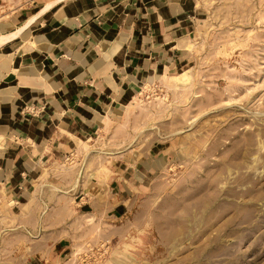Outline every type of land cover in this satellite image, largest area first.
<instances>
[{"label": "rangeland", "instance_id": "374dc122", "mask_svg": "<svg viewBox=\"0 0 264 264\" xmlns=\"http://www.w3.org/2000/svg\"><path fill=\"white\" fill-rule=\"evenodd\" d=\"M196 3L176 61L56 163L48 183L94 178L124 209L63 264H264V0Z\"/></svg>", "mask_w": 264, "mask_h": 264}, {"label": "crops", "instance_id": "0c3cea01", "mask_svg": "<svg viewBox=\"0 0 264 264\" xmlns=\"http://www.w3.org/2000/svg\"><path fill=\"white\" fill-rule=\"evenodd\" d=\"M31 2L0 20L8 34L33 18L0 45V255L3 264H63L80 228L120 220L124 209L113 200L120 191L103 192L94 178L76 189L48 183L64 176L56 163L79 154L176 61L198 7L196 0Z\"/></svg>", "mask_w": 264, "mask_h": 264}, {"label": "bare ground", "instance_id": "6f19581e", "mask_svg": "<svg viewBox=\"0 0 264 264\" xmlns=\"http://www.w3.org/2000/svg\"><path fill=\"white\" fill-rule=\"evenodd\" d=\"M49 5H45L42 9H41V11H43L44 9H46L47 7H48ZM33 20V18H29L27 21H25L24 22V24H22L20 27H18L15 31H13V32H10V33H8V34H1L0 33V45H3L4 43H6L7 41H10V40H12L14 37H16V36H19V35H21V32H23L27 27H28V25H29V23L31 22ZM183 74H185V72L184 73H182V74H180V75H183ZM187 75V74H186ZM184 77V76H183ZM176 78V77H175ZM180 78V77H179ZM178 79V78H177Z\"/></svg>", "mask_w": 264, "mask_h": 264}]
</instances>
